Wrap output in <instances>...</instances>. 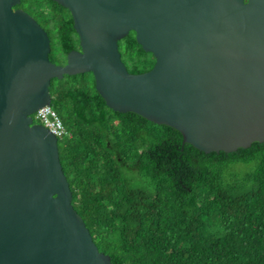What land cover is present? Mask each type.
Segmentation results:
<instances>
[{
  "label": "water",
  "instance_id": "obj_1",
  "mask_svg": "<svg viewBox=\"0 0 264 264\" xmlns=\"http://www.w3.org/2000/svg\"><path fill=\"white\" fill-rule=\"evenodd\" d=\"M22 0H0V264H112L73 205L59 138L33 113L54 78L91 72L107 105L206 153L264 142V0H55L81 50L65 64ZM130 31L155 65L131 73Z\"/></svg>",
  "mask_w": 264,
  "mask_h": 264
},
{
  "label": "trees",
  "instance_id": "obj_2",
  "mask_svg": "<svg viewBox=\"0 0 264 264\" xmlns=\"http://www.w3.org/2000/svg\"><path fill=\"white\" fill-rule=\"evenodd\" d=\"M16 8L48 32L53 62L81 50L68 8ZM119 50L131 73L155 65L135 31ZM50 91L71 133L58 144L73 205L112 264H264V142L201 151L171 126L110 108L91 72L54 78Z\"/></svg>",
  "mask_w": 264,
  "mask_h": 264
},
{
  "label": "built area",
  "instance_id": "obj_3",
  "mask_svg": "<svg viewBox=\"0 0 264 264\" xmlns=\"http://www.w3.org/2000/svg\"><path fill=\"white\" fill-rule=\"evenodd\" d=\"M33 119L46 126L58 138L71 136L59 114L51 105H45L36 110L33 113Z\"/></svg>",
  "mask_w": 264,
  "mask_h": 264
}]
</instances>
